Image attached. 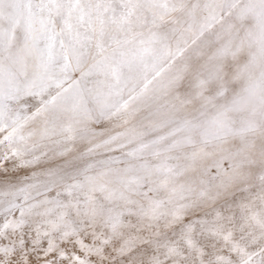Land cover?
I'll return each mask as SVG.
<instances>
[{
  "label": "snow or ice",
  "instance_id": "1",
  "mask_svg": "<svg viewBox=\"0 0 264 264\" xmlns=\"http://www.w3.org/2000/svg\"><path fill=\"white\" fill-rule=\"evenodd\" d=\"M0 264H264V0H0Z\"/></svg>",
  "mask_w": 264,
  "mask_h": 264
}]
</instances>
